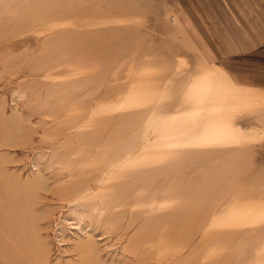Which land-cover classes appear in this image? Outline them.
<instances>
[{
    "label": "rangeland",
    "instance_id": "obj_1",
    "mask_svg": "<svg viewBox=\"0 0 264 264\" xmlns=\"http://www.w3.org/2000/svg\"><path fill=\"white\" fill-rule=\"evenodd\" d=\"M0 264H264V0H0Z\"/></svg>",
    "mask_w": 264,
    "mask_h": 264
},
{
    "label": "bare ground",
    "instance_id": "obj_2",
    "mask_svg": "<svg viewBox=\"0 0 264 264\" xmlns=\"http://www.w3.org/2000/svg\"><path fill=\"white\" fill-rule=\"evenodd\" d=\"M36 7V6H35ZM89 244H91V242H89Z\"/></svg>",
    "mask_w": 264,
    "mask_h": 264
}]
</instances>
